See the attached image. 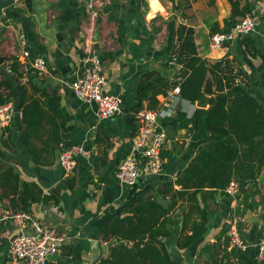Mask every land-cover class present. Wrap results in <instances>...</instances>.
I'll return each mask as SVG.
<instances>
[{
	"label": "crops",
	"instance_id": "1",
	"mask_svg": "<svg viewBox=\"0 0 264 264\" xmlns=\"http://www.w3.org/2000/svg\"><path fill=\"white\" fill-rule=\"evenodd\" d=\"M247 1L252 11L246 15L256 20L255 29L249 34L254 36L257 47L251 51L242 42L248 34L237 36L219 48L211 43L213 32L233 28L244 16L237 13L230 0H109L97 20L100 36L95 40L96 26L94 47L103 60L106 89L121 94L124 101L123 110L107 119L100 118L96 103L79 98L71 85L83 68L84 30L90 25L82 0H13L3 8L0 52L6 59L0 65V82H5L0 91L11 94L16 111L11 122L0 127V171L12 166L22 180L37 183L54 197L50 202H35L30 209L33 217L56 228L66 238L58 259H48L47 264H100L119 244L115 238H103L107 221L134 214L135 208L149 197L164 206L172 203L169 212L160 219L171 218L169 227H173V232L162 240L173 264H211L208 260H217L218 264H264V257L254 258L253 247L259 243L264 226V168L257 186L246 190L250 194V208L240 217L244 222L240 234H245L248 240L242 237L247 249H241L232 240L228 242L223 234V229L237 226V208L245 196H240L239 191L236 196L226 191L219 192L214 199L208 198L213 215L207 227L191 245L178 244L182 235L192 233L191 224L198 215L186 196L164 190L170 181H174V189L181 190L182 185L176 179L209 140L205 118L210 103L200 106L199 100L193 102L179 92L170 94L172 115L160 120L169 137L162 152L163 166L155 172H142L135 184H121L115 174L119 162L133 149L138 131L134 133L133 124L138 120L131 121V109L139 103L146 74L156 70L171 80H180L182 65L176 50L180 36H188L189 28L194 29L201 56L231 60L240 73L239 81L264 102V0H242L241 5ZM25 50L31 56H44L49 73L32 70L23 80L11 66L19 63ZM208 81L215 92L211 75ZM168 95L160 94V101L163 103ZM51 96L58 97L59 111L51 107L56 103ZM23 97L27 103L38 99L45 111L42 122L36 124L38 129L27 142ZM180 112L190 120L188 123L179 119ZM33 115L40 122L36 111ZM59 139L63 140L61 144ZM74 144L86 146L91 155L78 156L75 170L65 174L59 154L64 146ZM144 160L139 157L141 166ZM4 191L0 186V194ZM13 205L10 196L0 199V264H23L14 262L9 255L12 238L18 233ZM189 210L191 217L185 222L184 214ZM32 230L28 224L26 231ZM207 244L215 246L203 252Z\"/></svg>",
	"mask_w": 264,
	"mask_h": 264
},
{
	"label": "trees",
	"instance_id": "2",
	"mask_svg": "<svg viewBox=\"0 0 264 264\" xmlns=\"http://www.w3.org/2000/svg\"><path fill=\"white\" fill-rule=\"evenodd\" d=\"M230 1L238 14L245 16L252 11L248 1L244 5H241L242 0ZM188 33V36H180V44L176 50L178 62L182 65L180 80H171L156 70L148 72L141 85L139 103L131 109V121L136 122V112L144 108H160L162 102L159 95H168L175 87H179L181 97L196 102L204 96V86L210 75L212 76L215 93L205 118L210 138L176 179L182 185L181 190L174 189V181L167 182L169 186L164 190H173L175 195L186 196L192 202V211H196L198 215L191 224L192 233L180 237V247L191 245L200 236L213 215L208 208V198L214 199L219 192L225 194L232 182L238 185L239 195H245L243 204L237 208L236 213L239 216L237 226L241 233L244 222L240 217H244L250 208V194L246 190L251 191V187L257 186L264 168V102L239 81L240 73L235 70L231 60H210L201 56L195 44L194 29L189 28ZM242 42L250 51L257 47L251 34L244 36ZM252 53L255 54V51ZM11 68L18 72V63L14 62ZM4 83L0 82V87ZM50 99L56 102L51 107L57 110L58 97L51 96ZM11 100V94L6 95L0 91V104L9 103ZM21 106L27 142L33 131L38 129L36 124L42 122L45 111L38 99L27 103L23 97ZM35 111L41 118L40 122L33 115ZM178 117L181 121L186 119V123L190 121L181 112ZM137 124H133L134 133L138 130ZM62 142L59 139L58 143ZM29 149L32 151V148ZM38 161L39 158L35 157V162L39 163ZM0 186L5 189L0 194V199L10 196L16 212H30L33 203L50 202L54 198L46 194L37 183L22 180L12 166L0 171ZM241 187L245 188L244 192H240ZM6 192H9L8 195ZM171 206L172 203L164 206L158 199L149 197L135 208L134 214L110 218L104 227L103 238H115L119 244L112 249L109 256L101 259L100 264H173L166 243L162 240V237H168L173 232V227H169L171 218L165 216L160 219L161 215L169 212ZM190 217L191 210L185 212V222ZM229 230L230 227L223 229L228 242L231 241ZM241 235L248 241L245 234ZM263 238L264 226L260 230V241ZM259 243L253 246L254 258L258 255ZM214 246L207 244L202 250L208 252ZM208 263L218 264V261L208 260Z\"/></svg>",
	"mask_w": 264,
	"mask_h": 264
},
{
	"label": "built area",
	"instance_id": "3",
	"mask_svg": "<svg viewBox=\"0 0 264 264\" xmlns=\"http://www.w3.org/2000/svg\"><path fill=\"white\" fill-rule=\"evenodd\" d=\"M108 1L82 0L90 25L84 30V36H86L84 51L86 55L83 68L71 83L75 94L79 98L96 103L97 112L102 119L111 118L121 112L124 101L121 94L106 89L107 80L103 69V60L94 47L93 33L101 11ZM255 26V18L251 15H245L235 23L233 28L213 32L211 43L216 48L222 47L237 36L254 31ZM21 56L18 71L23 80L27 78L32 70L38 73H49V65L44 56H31L29 50H25ZM177 92H179L178 87L169 93L160 108H144L136 112L139 127L133 138V149L125 159L119 162L115 171L116 178L121 184H135L142 172H155L163 166L162 152L169 137L160 120L172 115L171 96ZM15 111L16 108L12 102L0 104V127H4L11 122ZM80 155L90 156L91 150L82 144L62 148L58 160L65 174H70L75 170ZM140 156L145 159L143 166L139 162ZM227 191L236 196L239 187L235 182H232ZM13 217L18 222L17 232L19 235L10 246L9 255L11 259L14 262H22L23 264H47L48 255L60 250L65 242V235L56 228L48 226L33 217L30 212H16ZM28 224L32 226V232L26 231ZM229 235L233 244L243 250L247 249L248 244L242 238L237 226H232ZM257 257H264V239L259 244Z\"/></svg>",
	"mask_w": 264,
	"mask_h": 264
},
{
	"label": "water",
	"instance_id": "4",
	"mask_svg": "<svg viewBox=\"0 0 264 264\" xmlns=\"http://www.w3.org/2000/svg\"><path fill=\"white\" fill-rule=\"evenodd\" d=\"M13 0H0V17L2 16L3 14V8L9 6L10 4H12ZM99 36H100V25L97 26L96 28V32H95V40H98L99 39ZM6 59V56L3 55L1 52H0V65L2 63H4ZM204 96L198 101V105L200 106H206L208 103L211 102V99H212V96L214 95V89L212 87V82L211 81H207L205 86H204ZM245 188L244 187H241L240 188V191H243ZM221 194V193H219ZM251 213H249L250 215ZM19 234L16 233L12 240H14ZM59 257V251L55 252V253H52V254H49L48 255V259L50 260H57Z\"/></svg>",
	"mask_w": 264,
	"mask_h": 264
}]
</instances>
